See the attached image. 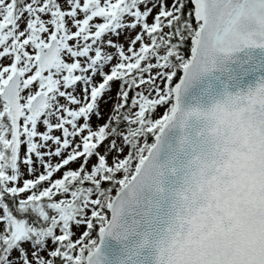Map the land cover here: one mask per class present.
<instances>
[{
    "label": "snow or ice",
    "instance_id": "snow-or-ice-1",
    "mask_svg": "<svg viewBox=\"0 0 264 264\" xmlns=\"http://www.w3.org/2000/svg\"><path fill=\"white\" fill-rule=\"evenodd\" d=\"M0 264H264V0H0Z\"/></svg>",
    "mask_w": 264,
    "mask_h": 264
}]
</instances>
